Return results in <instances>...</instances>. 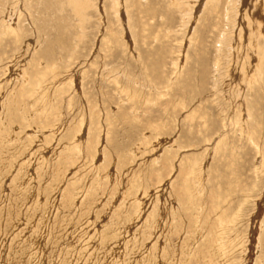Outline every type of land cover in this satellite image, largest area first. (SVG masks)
<instances>
[{
	"label": "rangeland",
	"instance_id": "1",
	"mask_svg": "<svg viewBox=\"0 0 264 264\" xmlns=\"http://www.w3.org/2000/svg\"><path fill=\"white\" fill-rule=\"evenodd\" d=\"M0 264H264V0H0Z\"/></svg>",
	"mask_w": 264,
	"mask_h": 264
}]
</instances>
